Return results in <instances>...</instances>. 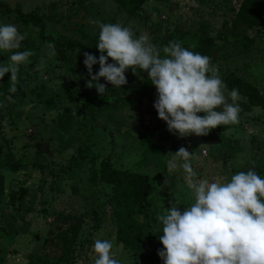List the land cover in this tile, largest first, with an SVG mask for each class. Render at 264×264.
Here are the masks:
<instances>
[{"label":"rangeland","instance_id":"374dc122","mask_svg":"<svg viewBox=\"0 0 264 264\" xmlns=\"http://www.w3.org/2000/svg\"><path fill=\"white\" fill-rule=\"evenodd\" d=\"M0 1L45 17L43 37L39 26L0 6V23L27 33L19 51L34 52L19 68L15 93L9 92L10 73L0 79V264H94L96 239L111 240L122 264H163L156 217L170 202L179 200L181 210L194 202L179 167L183 161L175 170L167 165L169 153L181 146L193 152L200 179L228 181L253 162L264 178V108L244 111L238 124L208 135L181 138L158 118L147 72L128 69L127 83L118 88L101 78L108 92L99 95L86 87L90 76L83 63L84 52L100 55V29L93 21L121 23L161 49L172 40L201 46L220 77L241 75L264 93V26L248 28L236 20L243 0H146L134 13L116 0ZM50 38L54 56L48 55ZM9 55L0 52V63ZM98 70L97 63L93 72ZM230 92L225 84V96ZM106 161L116 171L148 178V205L134 215L141 254L119 238L123 220L113 185L101 177Z\"/></svg>","mask_w":264,"mask_h":264},{"label":"clouds","instance_id":"9594fccd","mask_svg":"<svg viewBox=\"0 0 264 264\" xmlns=\"http://www.w3.org/2000/svg\"><path fill=\"white\" fill-rule=\"evenodd\" d=\"M93 23L100 29L96 45L100 55L83 53L90 76L86 87H95L99 95H105L108 89L101 78L118 88L127 83L128 69L137 75L139 69L147 72L155 86L153 106L169 132L181 138L205 136L218 126L239 123V90L232 89L226 97L218 66L210 56L191 50L194 45L184 47L182 41L172 40L161 49L148 35H137L131 25ZM26 37L16 25L0 23V52L10 54L7 63H0V79L11 74L10 93L17 91L20 66L30 63L34 55L27 47L19 51ZM47 49L49 56L56 54L53 43L47 44ZM97 63L99 70L94 73ZM169 154V170L183 161L179 167L186 174L194 202L184 204L183 210L179 200L170 202L166 212L157 215L162 226L158 239L163 245L158 255L163 264H264V178L255 171L254 162L252 168L233 174L228 181L210 182L199 178L193 152L181 146ZM113 248L111 240L96 239L92 245L94 264H122Z\"/></svg>","mask_w":264,"mask_h":264},{"label":"trees","instance_id":"16d2710c","mask_svg":"<svg viewBox=\"0 0 264 264\" xmlns=\"http://www.w3.org/2000/svg\"><path fill=\"white\" fill-rule=\"evenodd\" d=\"M124 8L130 12H138L141 10L142 4L146 0H116ZM0 6L5 8L7 12H16L22 18L37 25L41 29L43 37V27L45 17L37 12H23L20 7L12 8L8 3L0 1ZM236 20L242 22L246 27H263L264 26V0H243L236 14ZM50 43L53 39L50 38ZM184 46V45H183ZM186 45L184 47H189ZM201 46L191 48V50L199 52ZM229 90L238 89L239 94L245 99H239L238 103L241 107V112L251 110L253 107L264 108V93L251 80H247L238 74H229L221 76ZM8 97L4 94L2 99ZM89 150V145H86V151ZM103 180L113 185V191L116 196V209L119 215L122 216L123 225H121L119 238L123 243L132 249L135 253L141 254V233L138 224L136 223L135 213L145 211L148 205L149 182L146 175L135 172H119L114 170L110 163L106 161L105 168L101 172ZM92 182L97 180V170L94 168L91 173ZM4 190V177L0 174V192ZM133 190V191H132ZM80 223L78 224V226ZM1 255V249H0Z\"/></svg>","mask_w":264,"mask_h":264},{"label":"water","instance_id":"95a60500","mask_svg":"<svg viewBox=\"0 0 264 264\" xmlns=\"http://www.w3.org/2000/svg\"><path fill=\"white\" fill-rule=\"evenodd\" d=\"M172 7V6H171Z\"/></svg>","mask_w":264,"mask_h":264}]
</instances>
